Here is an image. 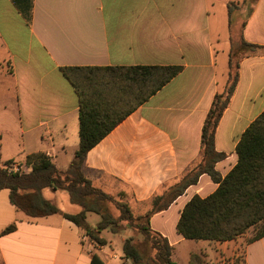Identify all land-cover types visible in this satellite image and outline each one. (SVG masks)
Wrapping results in <instances>:
<instances>
[{"label": "crops", "instance_id": "0c3cea01", "mask_svg": "<svg viewBox=\"0 0 264 264\" xmlns=\"http://www.w3.org/2000/svg\"><path fill=\"white\" fill-rule=\"evenodd\" d=\"M243 1L0 0V167L17 163L28 170L25 158L43 153L58 170L68 169L79 143L78 98L60 68L180 66L87 153L82 168L94 187L123 192L148 209L199 162L201 128L227 85L235 52L237 86L214 135L215 152L225 156L214 169L226 176L237 163L240 137L264 111V54L243 57L239 48L241 40L264 47V0ZM216 188L203 174L151 217L150 228L167 239L175 264L176 248L192 242L176 232L182 209ZM42 197L60 213L28 217L0 190V264H92V257L96 264H120V252L92 243L62 216L78 214L79 206L69 198L56 204L58 191L51 189ZM246 233L228 242L199 241L185 264L190 254L212 264L240 248L232 264H264V237L244 242Z\"/></svg>", "mask_w": 264, "mask_h": 264}, {"label": "trees", "instance_id": "16d2710c", "mask_svg": "<svg viewBox=\"0 0 264 264\" xmlns=\"http://www.w3.org/2000/svg\"><path fill=\"white\" fill-rule=\"evenodd\" d=\"M235 8L233 4L228 5L229 12ZM239 48L243 57L264 54L263 46L244 40ZM236 57L235 52L230 53L227 85L223 92L214 96L203 122L199 162L168 192L155 197L143 212L135 213L128 202L115 200L94 187L82 172L84 160L92 148L176 77L182 71L180 66L60 68L78 98L79 143L74 158L65 171L58 170L43 153L25 158L27 173L8 172L9 163L0 167V190H8L10 203L31 218L60 213L54 204L42 197L44 190L66 191L70 202L81 210L76 215L62 216L84 231L92 243L106 245L101 232L117 234L122 227L141 235L145 244L143 248V244L133 238L125 239L122 244L124 260L131 264H175L171 259L172 247L165 237L150 228V219L166 210L186 188L206 174L217 185L216 190L206 198L193 196L186 203L176 232L187 241L228 242L251 229L258 230L251 241L264 237V111L240 137L235 150L237 163L229 173L222 178L214 169L225 157L215 152L214 135L237 86ZM119 196L123 198L126 194L120 192ZM88 213L100 217L93 229L85 223ZM11 230L12 227L7 228L4 233ZM96 262L92 257L91 263ZM189 264H205V260L194 253L190 254Z\"/></svg>", "mask_w": 264, "mask_h": 264}, {"label": "rangeland", "instance_id": "374dc122", "mask_svg": "<svg viewBox=\"0 0 264 264\" xmlns=\"http://www.w3.org/2000/svg\"><path fill=\"white\" fill-rule=\"evenodd\" d=\"M22 167H24V166H22ZM111 196L115 200H122L125 202H129V204L131 205V208L134 210L135 213L143 212L147 207V204L138 205L137 203H135L132 200L129 201V198L127 197V195L123 198H120L119 193H117L115 195H111ZM60 198L63 201H66L69 198V195L66 191H58V198H56V200L54 202L56 204L61 205L60 204L61 203ZM126 198H128V199L126 200ZM109 210H110V212H113L112 207H110ZM99 221H100V217L98 215H96L94 213L86 214L85 223L89 227L94 228ZM120 228H121V232H119L117 234H113L110 231H102L100 234V236L106 241V243L111 245L112 248L116 252H120L122 254V242H121L122 239L133 238L135 242L139 243L140 245L143 244V239H142L141 235L134 232L133 230H124L122 227H120ZM257 231H258L257 229H252L249 232H247L246 233L247 236L245 237L246 240L244 242H247V240H250L257 233ZM193 242H195L197 245H194L195 243H193ZM198 242L199 241H192L190 243H186L185 248H182L181 246L176 248V251L174 254L176 264H185L187 251H199V249H200L199 247H200L201 243H198ZM142 246L144 248L145 244H143ZM241 254H242V248L238 249V251L236 252L235 255L232 256V254H225L223 256V258L219 259L217 262L212 263V264H232L233 260H235L236 257L240 256ZM130 264H131V262H130Z\"/></svg>", "mask_w": 264, "mask_h": 264}, {"label": "built area", "instance_id": "2783aa9c", "mask_svg": "<svg viewBox=\"0 0 264 264\" xmlns=\"http://www.w3.org/2000/svg\"><path fill=\"white\" fill-rule=\"evenodd\" d=\"M7 170L8 172H11V173H27L28 170L22 166H20L19 164L17 163H11L10 165L7 166ZM120 264H130L129 260H121L120 261Z\"/></svg>", "mask_w": 264, "mask_h": 264}]
</instances>
